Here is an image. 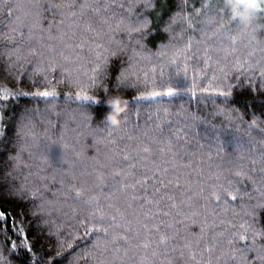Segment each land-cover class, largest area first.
Here are the masks:
<instances>
[{
  "label": "trees",
  "instance_id": "obj_1",
  "mask_svg": "<svg viewBox=\"0 0 264 264\" xmlns=\"http://www.w3.org/2000/svg\"><path fill=\"white\" fill-rule=\"evenodd\" d=\"M0 212V264H264V11L0 0Z\"/></svg>",
  "mask_w": 264,
  "mask_h": 264
},
{
  "label": "clouds",
  "instance_id": "obj_2",
  "mask_svg": "<svg viewBox=\"0 0 264 264\" xmlns=\"http://www.w3.org/2000/svg\"><path fill=\"white\" fill-rule=\"evenodd\" d=\"M258 0H225V6L230 10L231 18L247 28L256 14ZM109 111L104 121L112 128L119 127L122 123L123 113L127 110V101L120 94L110 95L105 99Z\"/></svg>",
  "mask_w": 264,
  "mask_h": 264
},
{
  "label": "snow or ice",
  "instance_id": "obj_3",
  "mask_svg": "<svg viewBox=\"0 0 264 264\" xmlns=\"http://www.w3.org/2000/svg\"><path fill=\"white\" fill-rule=\"evenodd\" d=\"M256 11H264V8H261V4L259 2L257 3ZM184 20L185 21H189V18L187 16H185ZM143 26L146 28L147 27V23L145 22ZM139 30L140 29H137V31H139ZM113 55H115V53H113ZM105 63H107V61H105ZM126 80H127L126 74L124 72H121L120 81L123 83ZM93 83L94 84L96 83L95 78H93ZM195 87H196L195 84L192 85L191 89L182 88L180 85H170L163 92H156V91L151 92L150 93V97L151 98H155V97H158V96H161V95L171 97L173 95H177L181 90L191 91L193 96H194L195 95ZM202 90L206 91V89H202ZM216 94L219 95V96H222V97H228V96L231 95V92L230 91H217ZM25 95H26V93H25ZM36 95H39V96H42V97H45V98H49V97H54L56 95V93L54 91H52V92H50V91H42V92L36 93ZM9 96H11V93H9L7 90H4L3 98L7 99V98H9ZM76 98L78 100H81V101H93V98L91 96L87 95V94H84V95L81 96L80 93H77V97ZM83 111L87 112L86 108H84ZM252 124L256 125L255 119H253ZM77 195H79V193H77ZM232 199L235 200L236 197L232 196ZM3 216H4V213L0 212V217H3ZM240 239L241 240H246L247 237L246 236H241ZM28 251H31V249L29 248ZM57 254L59 255V253H57Z\"/></svg>",
  "mask_w": 264,
  "mask_h": 264
},
{
  "label": "rangeland",
  "instance_id": "obj_4",
  "mask_svg": "<svg viewBox=\"0 0 264 264\" xmlns=\"http://www.w3.org/2000/svg\"><path fill=\"white\" fill-rule=\"evenodd\" d=\"M260 1V0H259ZM264 2V0H262Z\"/></svg>",
  "mask_w": 264,
  "mask_h": 264
}]
</instances>
